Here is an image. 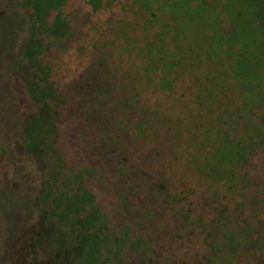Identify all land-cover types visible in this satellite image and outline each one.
<instances>
[{"label": "rangeland", "instance_id": "obj_1", "mask_svg": "<svg viewBox=\"0 0 264 264\" xmlns=\"http://www.w3.org/2000/svg\"><path fill=\"white\" fill-rule=\"evenodd\" d=\"M0 264H264V0H0Z\"/></svg>", "mask_w": 264, "mask_h": 264}, {"label": "trees", "instance_id": "obj_2", "mask_svg": "<svg viewBox=\"0 0 264 264\" xmlns=\"http://www.w3.org/2000/svg\"><path fill=\"white\" fill-rule=\"evenodd\" d=\"M237 149H238V147H237ZM228 238H231L232 241L237 242V243H239L242 240V238H241V236L239 234H237V233H235L233 231H230V230H229Z\"/></svg>", "mask_w": 264, "mask_h": 264}]
</instances>
